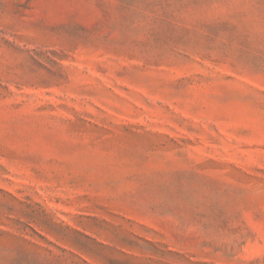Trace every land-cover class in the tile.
<instances>
[{
	"label": "rangeland",
	"instance_id": "1",
	"mask_svg": "<svg viewBox=\"0 0 264 264\" xmlns=\"http://www.w3.org/2000/svg\"><path fill=\"white\" fill-rule=\"evenodd\" d=\"M0 264H264V0H0Z\"/></svg>",
	"mask_w": 264,
	"mask_h": 264
}]
</instances>
